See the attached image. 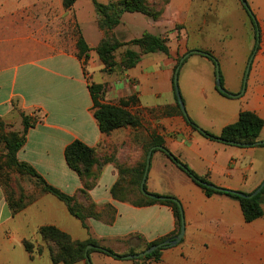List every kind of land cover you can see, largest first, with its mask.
I'll use <instances>...</instances> for the list:
<instances>
[{
	"label": "crops",
	"instance_id": "1",
	"mask_svg": "<svg viewBox=\"0 0 264 264\" xmlns=\"http://www.w3.org/2000/svg\"><path fill=\"white\" fill-rule=\"evenodd\" d=\"M247 2L257 27L238 0H170L167 8L172 16L170 25L177 26L168 37H176L175 41H169L170 55L162 52L142 55L135 67L114 76L104 73V65L94 50L84 65L78 58L80 35L91 49L103 37L96 25L94 5H86L89 10L86 16L77 6L65 8L64 0H0V121L7 125L15 122V128L22 131L21 112L42 120L28 131L27 142L18 153L19 161L30 164L49 184L74 195L84 183L67 165L64 152L75 140L95 148L101 155L111 156L117 151V157L119 152L132 150L138 159L155 139H162L164 148L212 185L252 193L264 181V147L213 150L210 140L188 122L190 119L200 129L219 137L226 126L238 121L242 111L254 112L264 120V0ZM74 12L81 28L77 36ZM84 23L89 25L88 35L84 33ZM131 29L129 26L127 32L132 33ZM132 49L140 53L138 47ZM194 50L210 52L216 58L224 89L238 97H224L218 92L216 64L198 54L213 71H207L208 76L184 88L180 85L189 112L185 116L177 99L174 75L178 60ZM92 83L104 86L105 103L118 105L132 97L128 110L139 117L141 125L103 134L94 116L89 90ZM244 83L245 91L241 94ZM259 139L264 141V127ZM154 150L157 151L151 158L147 192L173 196L180 202L186 233L179 245L162 251L160 261L147 263L248 264L246 231L264 216L247 223L237 200L227 195L207 196L165 153L158 148ZM24 179L26 206L14 216L0 189V251L14 244L11 231L21 236L19 243L24 249L22 240L30 234V239H38L39 228L47 225L56 226L74 240L92 238L110 249L113 244H119L117 240L138 234L142 236L138 251L171 235L177 227L168 206L136 207L115 200L111 188L118 179V171L113 163L104 167L98 186L90 191L92 200L116 209L117 204H125L134 213L160 212L163 218L150 219L143 231L132 230L125 235L110 233V228L118 223L119 214L114 225L90 219L89 229H85L63 202L44 193L29 176ZM104 183L106 190L102 192L99 188ZM25 253L27 264H54L48 253L34 259ZM89 256L92 264H136L132 259L100 252ZM2 260L0 254V264Z\"/></svg>",
	"mask_w": 264,
	"mask_h": 264
},
{
	"label": "trees",
	"instance_id": "2",
	"mask_svg": "<svg viewBox=\"0 0 264 264\" xmlns=\"http://www.w3.org/2000/svg\"><path fill=\"white\" fill-rule=\"evenodd\" d=\"M75 1L76 0H64L65 8H70ZM238 1L242 3L248 16L257 27L255 16L252 13L247 0ZM93 4L98 17V28L101 30L103 37L95 49H91L84 37L82 35L79 36L77 41L78 58L83 65L90 58V52L94 50L104 65V70L107 72L112 71L117 66L115 57L117 56L118 51L121 48L130 45L138 47L140 53L134 51L132 49L133 47L127 48L123 52L122 55L124 60L122 62V68L124 72L135 67L140 61L142 55L157 52H162L168 56L170 55L168 39L163 36L145 32L139 38L133 39L129 42H120L116 40L112 34H109L111 30L122 23V17L125 13H142L153 20H158L162 11H157L154 5L149 4L146 0H118L110 2L109 4H103L93 0ZM203 53V55L210 59L214 64L218 63L216 58L210 52L206 51ZM180 60L181 58L178 60L177 66L179 65ZM220 81L223 87L222 75ZM89 90L93 101L94 116L98 122L99 129L103 134L109 135L113 131L123 127L135 128L141 125L139 117L133 115L128 110V106L133 101L132 97L128 100H121L118 105H113L103 102V85L92 83L89 86ZM217 90L224 97H229V92L225 89L224 91H221L217 88ZM20 116L23 126L22 131H18L15 128V122L7 125L0 121V145L2 146V150L0 149V160H4L7 170L21 176H29L44 193L50 194L63 202L68 208L69 213L79 219L85 229H89L87 221L90 219L104 221L109 225H112L116 220L118 212L114 206L110 204L98 205L90 196V191L99 183L104 167L109 163H113L118 171V179L111 188V194L115 200L130 203L136 207L151 206L154 204L165 205L172 209L176 219V230L171 235L161 240L147 244L145 250L166 240H172L179 234L182 221L181 212L178 206L179 201L173 196H167L169 199L166 201L154 200L144 196L140 188L146 168L147 155L153 147H164L162 139H155L154 142L143 151L141 157L138 158V163L132 166L131 169L123 166V164H118L116 161L117 151L111 156L101 155L95 148L87 146L80 140H75L66 147L64 157L70 169L76 172L83 181L84 187L78 190L76 194L69 195L49 184L30 164L19 161L18 153L27 142L28 131L35 127L37 123L42 122L41 118L37 116L32 117L23 112L20 113ZM188 122L192 125L194 130L212 141H220L219 139H221L220 142L222 143L240 148H251L255 146L264 147V145L259 144L262 142L259 137L264 127V120L251 111H242L238 121L235 124L226 126L219 137L200 129L190 119H188ZM164 149L165 150L161 151L165 153L180 170L188 175L194 183L201 187L206 192L207 196H212L214 194L227 195L237 200L247 223H252L264 216V189L251 199L215 191L208 187V185L212 184L206 178L198 176L189 166L173 156L166 148ZM155 151L157 150H154L153 152ZM129 175H131V180L126 185L125 182ZM16 185L18 193L15 191L10 176L6 173L0 174V186L3 189L6 203L13 216L24 209L27 200L24 188L17 179ZM145 190L147 191L146 185ZM132 193L135 196L139 195L140 198L137 201L133 200L131 197ZM38 233L40 237L50 245L49 255L54 264H77L79 262H86L85 252L89 245L97 247L96 249L89 250V255L92 252H100L115 258L127 256L116 254L112 249L102 247L99 242L92 238L86 241L74 240L69 234L53 225L40 227ZM132 238L142 242L140 236ZM127 240L129 241V239ZM22 244L31 258H33V255L37 252L41 254V250H36L34 242L30 241V239L22 240ZM165 249L167 248L156 250L144 258H139L134 261L136 263L141 260L143 264H148V261L158 262L161 260L162 251ZM143 251L133 250L128 255L139 254Z\"/></svg>",
	"mask_w": 264,
	"mask_h": 264
},
{
	"label": "rangeland",
	"instance_id": "3",
	"mask_svg": "<svg viewBox=\"0 0 264 264\" xmlns=\"http://www.w3.org/2000/svg\"><path fill=\"white\" fill-rule=\"evenodd\" d=\"M96 1L99 3H103V4H109L110 2H115L118 0H96ZM146 1L149 4L154 5L157 11L159 10L162 11V14L158 20H153L152 18L142 13H125L122 17V23L119 26L115 27L113 30H111L109 34L110 35L112 34L113 37L120 42H129L133 39L139 38L145 32H148L154 35L164 34L165 36L163 37L168 39V43L169 41H172V42L175 41L176 37L168 38L171 36L172 33L175 32V30H177L176 25H173V26L170 25L172 21V18H171L172 16L167 13V8L170 3V0H146ZM86 5L93 6L94 5L93 0H76L72 6L73 7L77 6L78 8H81L80 10L81 13H84L86 14V16H88L89 10H87ZM94 10H95V7H94ZM73 18H74V23H73L74 35L77 36L78 34L81 33V28H80V23L78 22L75 12H74ZM96 25L98 27L97 13H96ZM152 25L154 28L152 27ZM129 26H131L132 28L131 29L132 33L127 32V29ZM83 30H84V33L88 35L90 31L89 25H86L84 23ZM132 47L134 46L132 45L125 46L121 48V50H126L127 48H132ZM122 54L123 53L119 51V53H117V56L115 57L117 66L112 71H108V72L103 69L104 73L108 75H114V76H120L124 74V70L122 68V62L124 58ZM181 67L182 68H181L180 76H179V88H180V85L182 86V88H184L186 84L192 81L202 80V78L210 74V72L207 73V71H211V73L213 71L212 66H210V68L208 66L206 67L203 61L202 55H198V54L191 55L188 59H186V61L184 62V64H182ZM96 79L97 81H99L98 74L96 76ZM180 93H181V97H182V101L185 107L186 114L188 115L189 112H188V109L186 108V102H184V96H182L183 93L181 89H180ZM192 115L194 116L196 115V113L192 111ZM210 142H211V147L213 148V150H229V148L236 147V146L228 145L226 143H222L220 141L210 140ZM116 158H117L116 161L118 162V164H123V166L129 169H131L132 166L136 165L139 160V159H135L133 156V151L128 150V149L124 150L122 153L120 152L117 153ZM2 173H6L10 176L11 180L13 181V186L15 188V191L16 193H18L16 179L20 181L22 185V183H25L24 176H21L19 174H16L14 172L7 170L4 160H0V174ZM130 180H131V175L128 176L125 184L127 185L130 182ZM0 189L2 190V193L4 196V192L1 186H0ZM99 190L102 192L106 190L105 183L100 185ZM131 197L133 200H136V201L140 198L139 195L135 196L133 195V193ZM117 207L118 209L116 210L119 214L118 223L115 226L110 228L111 230L110 233H114V234L117 233L119 235H125L126 232H129L132 230H139V229L143 231L147 221H149L150 219L154 220L156 217H160V218L164 217V214L160 212L134 213L132 211V208L125 204H117ZM11 233L12 234H10V237H11V240L14 241V244L7 246V248L5 247L3 248L2 251H0V254H2L3 256V260H2L3 264H8V263L9 264H27V260L25 259V254H26L25 250L22 248V245L19 243V239L21 238V236L16 234L14 231H11ZM246 234L249 239L248 259H247L248 264H264V219L259 220L258 222L254 224H250L246 231ZM127 236L130 238L129 241L128 240H117L119 244L118 245L113 244L112 250L116 254L128 256V254L131 251L137 250L139 241L135 240L132 237L140 236L142 238V236L138 234L133 235V233ZM127 236H123L122 238L127 237ZM31 237L32 236L30 234L29 238L27 239H30ZM30 241L34 242L36 250L37 249L41 250V254L37 252L33 255V258L30 257L31 259L39 257L44 253L50 254V245L47 243V241H44L40 236H38V239H30ZM134 260H138V259H132V262L135 263ZM136 263L143 264L141 260Z\"/></svg>",
	"mask_w": 264,
	"mask_h": 264
},
{
	"label": "water",
	"instance_id": "4",
	"mask_svg": "<svg viewBox=\"0 0 264 264\" xmlns=\"http://www.w3.org/2000/svg\"><path fill=\"white\" fill-rule=\"evenodd\" d=\"M191 54H202L203 55L204 53L202 51H197V50H194V51H191V52L187 53L183 58H181V60L179 62V65L176 67V71H175V75H174V86H175L177 99H178L180 107H181L182 111L184 112L185 116H186V112H185L184 104H183L182 97L180 95V91H179V87H178V78H179V72H180L182 64L184 63L185 59L188 56H190ZM251 61H252V58H251V60L249 62L248 68H247L246 78H247V75H248V72H249V69H250V66H251ZM220 77H221L220 67H219V64L216 63V86H217V88L219 90L224 91V89H223V87L221 85ZM246 78H245V81H246ZM244 91H245V83H244L243 90H242L241 94H243ZM228 96L231 97V98L238 97L237 95H233L231 93H228ZM219 140L221 141V139H219ZM259 144L264 145V141L260 142ZM156 148H158L160 150H165L164 147L158 146V147H153L149 151V153L147 155V160H146V168H145V172H144V175H143V179H142L140 188H141V192H142V194L144 196H146L148 198H151V199H154V200H158V201H166L169 198L163 197V196H156V195H153V194H149L145 190V185H146V180H147V177H148V172H149V168H150V164H151L152 154H153L154 149H156ZM208 187L213 189V190H215V191H218V192H225V193H228V194L238 195V196H240L242 198L251 199V198H254L255 196H257L264 189V181L260 184V186L258 188H256V190H254L250 194H245V193L238 192V191L226 190V189H223V188L216 187L214 185H208ZM178 206H179V209H180V212H181L182 221H181L180 232L174 239L166 240V241H164L162 243H159L157 245H153L152 247L144 250L143 252H141L139 254H132V255L124 256L122 258H125V259L144 258V257L152 254L156 250H160L162 248H168V247H173V246L179 245L183 241V239L185 237L186 223H185V217H184V210H183L182 205L180 204V202H178ZM96 248L97 247L94 246V245L87 246L86 252H85V257H86L87 264H92L90 256H89V250L96 249Z\"/></svg>",
	"mask_w": 264,
	"mask_h": 264
}]
</instances>
